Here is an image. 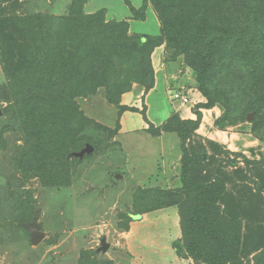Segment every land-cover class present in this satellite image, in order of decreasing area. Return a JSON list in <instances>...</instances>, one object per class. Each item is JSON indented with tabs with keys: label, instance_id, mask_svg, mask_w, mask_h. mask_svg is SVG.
Wrapping results in <instances>:
<instances>
[{
	"label": "rangeland",
	"instance_id": "1",
	"mask_svg": "<svg viewBox=\"0 0 264 264\" xmlns=\"http://www.w3.org/2000/svg\"><path fill=\"white\" fill-rule=\"evenodd\" d=\"M76 1L0 0V264H80L84 252L95 253L91 264H172L174 257H181L179 207L130 218L140 210L139 191L168 192L182 186L181 139L175 131L158 128L173 115L197 119V104L207 102L185 56L168 42H155L151 50L150 90L142 79L146 83L132 81L115 101L104 86L74 100L87 122H70L78 141L54 150L51 162L56 169L48 168L53 163L37 162L41 152L26 159L27 132L19 124L12 89L27 79L24 56L18 51L10 55L7 48L9 35L22 37L11 27H23L19 18L67 16ZM86 1V13L92 1L108 2L121 13L129 10L124 0ZM106 10L107 22L121 20ZM217 10H222L220 5L211 6L209 13L216 15ZM129 19V35H160L158 17ZM235 41L222 47L208 82L215 106L201 109V125L189 141L202 143L208 153L202 163L204 176L226 180L222 208L241 222L240 254L245 264H255L254 256L264 249V18L254 33ZM9 58L14 78L5 69ZM179 91L188 94L189 103L173 99ZM255 103L260 110H251L249 105ZM250 112L255 113L252 120ZM219 119L223 122L218 124ZM87 144L94 152L83 159L73 155ZM64 156L65 163L56 162ZM37 209L45 238L34 245L24 224L32 222ZM103 239L111 244L106 252L100 249ZM189 259L187 264H198Z\"/></svg>",
	"mask_w": 264,
	"mask_h": 264
},
{
	"label": "trees",
	"instance_id": "2",
	"mask_svg": "<svg viewBox=\"0 0 264 264\" xmlns=\"http://www.w3.org/2000/svg\"><path fill=\"white\" fill-rule=\"evenodd\" d=\"M124 1L135 20H145L152 6L160 20V35L131 36L127 20L106 21V8L86 13V0H77L67 16L19 18L23 27L19 23L11 27L22 37L8 34L7 48L10 55L18 51L24 56L27 79L21 87L15 83L12 89L19 124L27 132L26 151L30 152L26 159L41 152L37 162L50 166L54 150L76 145L78 140L70 132V122L74 119L87 122L74 101L77 97L104 86L109 99L115 101L132 81L145 82L144 79L148 83L146 90H150L154 85L150 53L155 42L165 40L177 54L185 56L207 102L197 104V119L173 115L158 128V132L175 131L181 139L182 186L168 192L139 191L136 205L140 210L130 218L134 220V216L144 212L177 205L182 230L178 255L192 258L198 264H245L240 254L242 224L232 214L229 216L221 204L226 180L204 176L202 163L208 153L202 143L196 146L189 139L201 125V109L215 106L208 82L222 47L256 31L259 20L264 18L262 0H143L139 8L130 0ZM217 5L222 10L211 15L210 7ZM11 58L6 60L5 69L14 78L8 64ZM249 107L261 109L256 103ZM221 119L218 124L223 122ZM65 158L68 159L64 156L56 162L63 164ZM54 164L48 168L56 169ZM122 227L128 229V225ZM254 257L255 264H264V249ZM94 258L95 253L84 252L80 264H91Z\"/></svg>",
	"mask_w": 264,
	"mask_h": 264
},
{
	"label": "water",
	"instance_id": "3",
	"mask_svg": "<svg viewBox=\"0 0 264 264\" xmlns=\"http://www.w3.org/2000/svg\"><path fill=\"white\" fill-rule=\"evenodd\" d=\"M3 111L0 106V117L2 116ZM254 112H251L248 115V119L252 120L254 118ZM95 147L91 144H87L81 151L73 153L74 156L80 157V159H83L86 154H91L94 152ZM139 216V215H138ZM136 216H134L135 219ZM40 219V210L37 209L34 213V217L32 222L30 223H25L24 227L30 232L31 235V241L34 245H39L45 238V234L42 231V225L39 222ZM102 246L100 249L104 252L108 251L110 248V244L106 241V239H103L101 242Z\"/></svg>",
	"mask_w": 264,
	"mask_h": 264
},
{
	"label": "crops",
	"instance_id": "4",
	"mask_svg": "<svg viewBox=\"0 0 264 264\" xmlns=\"http://www.w3.org/2000/svg\"><path fill=\"white\" fill-rule=\"evenodd\" d=\"M132 2V4L136 7V8H139L142 3H143V0H130ZM105 4H102V5H97V3H95L94 1H92L91 3L89 2L87 5H86V9L89 13H93L95 11H97L99 8H106V9H109L110 10V14H114L116 15L119 19H129V18H132V13L129 9V7L127 9L129 10H126L125 12L121 13V12H118V10H111V5L108 3V2H104ZM103 6V7H102ZM109 6V7H108ZM152 16L154 18V20H158L157 19V16H155L153 10L151 7L148 8L147 12H146V19L145 20H142V21H147V19H149V17ZM131 21V19H129ZM139 21V20H138ZM196 115V114H195ZM111 245V244H110ZM111 247V246H110ZM190 262V259H185V258H181L179 256H176L174 257V259H172V264H187Z\"/></svg>",
	"mask_w": 264,
	"mask_h": 264
},
{
	"label": "built area",
	"instance_id": "5",
	"mask_svg": "<svg viewBox=\"0 0 264 264\" xmlns=\"http://www.w3.org/2000/svg\"><path fill=\"white\" fill-rule=\"evenodd\" d=\"M188 94L187 93H183V92H176L173 95V99L179 100L180 102H183L184 104L189 103V99H188Z\"/></svg>",
	"mask_w": 264,
	"mask_h": 264
},
{
	"label": "clouds",
	"instance_id": "6",
	"mask_svg": "<svg viewBox=\"0 0 264 264\" xmlns=\"http://www.w3.org/2000/svg\"><path fill=\"white\" fill-rule=\"evenodd\" d=\"M183 93H186V92H183Z\"/></svg>",
	"mask_w": 264,
	"mask_h": 264
}]
</instances>
